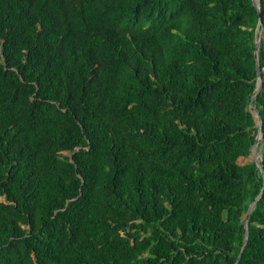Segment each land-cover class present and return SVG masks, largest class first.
Masks as SVG:
<instances>
[{
    "label": "trees",
    "instance_id": "trees-1",
    "mask_svg": "<svg viewBox=\"0 0 264 264\" xmlns=\"http://www.w3.org/2000/svg\"><path fill=\"white\" fill-rule=\"evenodd\" d=\"M257 2L262 172L251 0H0V264H264Z\"/></svg>",
    "mask_w": 264,
    "mask_h": 264
},
{
    "label": "water",
    "instance_id": "water-1",
    "mask_svg": "<svg viewBox=\"0 0 264 264\" xmlns=\"http://www.w3.org/2000/svg\"><path fill=\"white\" fill-rule=\"evenodd\" d=\"M251 3L254 5V7L256 9V12L258 13L257 22L259 24V30H258L257 37H256V39L254 41V49H253V57H254L255 69H256L255 87H254V93L249 97L248 104L251 105L252 114H253L254 118L256 119L257 131H256V134H255L253 143L250 144L249 147H248V154L251 153V148L253 146H255L257 144V142L261 138V130H260L261 121H260V117H259V114H258L255 106L252 105L251 101L255 97L256 93L258 92V90L261 87V75H260V71H259V68H258V65H257V48H258L259 40L262 37V25H261V20H260V17H259V12H258V2H257V0H251ZM259 158H260V155H259V157L253 156V160H254L255 164L259 168L260 172H262V168H261V164L259 162ZM261 189H262V187H261ZM261 189H260L259 193L254 197V199L252 201H250V203L248 204V206H247V208L245 210V213H244V221H243V227L244 228H246V220H247V216H248V213L250 211V208H251L254 200L259 196V194L261 192ZM245 242H246V231L244 232L243 243H242V245H241V247L239 249V252L236 255V259L234 261V264H237V259L239 257L240 251L243 248Z\"/></svg>",
    "mask_w": 264,
    "mask_h": 264
},
{
    "label": "rangeland",
    "instance_id": "rangeland-1",
    "mask_svg": "<svg viewBox=\"0 0 264 264\" xmlns=\"http://www.w3.org/2000/svg\"><path fill=\"white\" fill-rule=\"evenodd\" d=\"M259 154H260V151H259V145L256 144L255 146H253L251 148V153L250 154H247L246 156H238L237 157V162L238 163H243L247 160H250V159H253V156H257L259 157ZM3 196H0V199H2Z\"/></svg>",
    "mask_w": 264,
    "mask_h": 264
}]
</instances>
